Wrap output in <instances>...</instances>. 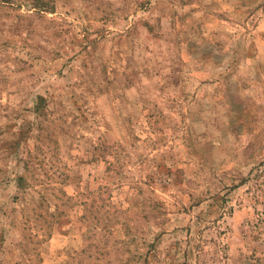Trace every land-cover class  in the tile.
Instances as JSON below:
<instances>
[{
  "label": "rangeland",
  "instance_id": "obj_1",
  "mask_svg": "<svg viewBox=\"0 0 264 264\" xmlns=\"http://www.w3.org/2000/svg\"><path fill=\"white\" fill-rule=\"evenodd\" d=\"M0 264H264V0H0Z\"/></svg>",
  "mask_w": 264,
  "mask_h": 264
}]
</instances>
